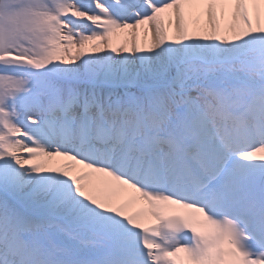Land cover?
Masks as SVG:
<instances>
[{"label":"snow or ice","instance_id":"snow-or-ice-1","mask_svg":"<svg viewBox=\"0 0 264 264\" xmlns=\"http://www.w3.org/2000/svg\"><path fill=\"white\" fill-rule=\"evenodd\" d=\"M0 264H264V0H0Z\"/></svg>","mask_w":264,"mask_h":264}]
</instances>
